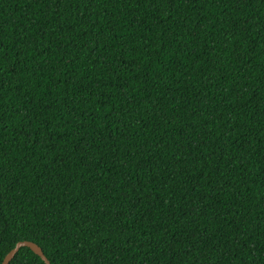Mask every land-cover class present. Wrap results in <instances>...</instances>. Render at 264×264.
Instances as JSON below:
<instances>
[{"label": "trees", "instance_id": "1", "mask_svg": "<svg viewBox=\"0 0 264 264\" xmlns=\"http://www.w3.org/2000/svg\"><path fill=\"white\" fill-rule=\"evenodd\" d=\"M23 240L264 264V0H0V264Z\"/></svg>", "mask_w": 264, "mask_h": 264}, {"label": "water", "instance_id": "2", "mask_svg": "<svg viewBox=\"0 0 264 264\" xmlns=\"http://www.w3.org/2000/svg\"><path fill=\"white\" fill-rule=\"evenodd\" d=\"M22 246L30 247L35 253H37L39 256H41L42 259L47 264H51L50 261L48 260V258L46 257V255L44 254L42 248L37 243H35V242L31 241V240H23V241L17 242L16 246L14 248H12V250H10V252H8V254L6 255V257H5L4 261H3V264H9V262L13 259L15 254L18 252V250Z\"/></svg>", "mask_w": 264, "mask_h": 264}]
</instances>
